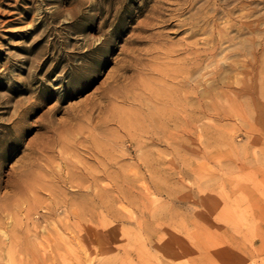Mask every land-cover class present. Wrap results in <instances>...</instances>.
<instances>
[{"label":"rangeland","instance_id":"obj_1","mask_svg":"<svg viewBox=\"0 0 264 264\" xmlns=\"http://www.w3.org/2000/svg\"><path fill=\"white\" fill-rule=\"evenodd\" d=\"M166 1L0 0V264H264V0Z\"/></svg>","mask_w":264,"mask_h":264},{"label":"bare ground","instance_id":"obj_2","mask_svg":"<svg viewBox=\"0 0 264 264\" xmlns=\"http://www.w3.org/2000/svg\"><path fill=\"white\" fill-rule=\"evenodd\" d=\"M163 1V0H162ZM185 1H188V0H185ZM166 2H169L168 0ZM171 2V1H170ZM176 2V1H175ZM184 2V0H183ZM119 3V2H118ZM173 3V1L171 2ZM170 3V4H171ZM179 3V2H178ZM185 3V2H184ZM183 3V4H184ZM187 3V2H186ZM185 3V4H186ZM174 4V3H173ZM182 4V3H181ZM180 4V7H182ZM93 5V4H92ZM168 5V4H167ZM172 5V4H171ZM176 5V4H175ZM178 5V4H177ZM187 5V4H186ZM192 6L194 4H191ZM162 6V5H161ZM120 7V6H119ZM122 7V6H121ZM164 8V7H163ZM167 7H165L166 9ZM178 8V7H177ZM192 8V7H191ZM118 9V8H117ZM161 9V8H160ZM172 9V8H171ZM186 9V8H184ZM170 10V9H169ZM178 10V9H177ZM183 10V9H182ZM187 10V9H186ZM156 11H159L158 8ZM161 11V10H160ZM168 11V10H167ZM173 11H174V8H173ZM185 11V10H184ZM217 11V10H216ZM240 11L242 12L241 15H240V23L239 24H232L230 23V21H226L225 25L221 28H218L217 31H215L217 33V37H212L211 39H209L207 42H205L206 45H208V47L203 44L205 47V50H204V53H200L199 50H194V47H192V45H187L183 51L189 55H193L195 54L196 57L198 58H201L203 56L207 57L208 55H212V56H216L218 54H226L227 52H229V54H231V57H235L236 53L231 51L230 53V47L235 45V40L237 37L235 36H232L229 34L228 30L232 29L233 27H236L237 28V33L238 35H241L243 34V32L247 31L251 34H259L261 31H260V27H261V21H262V18H261V15H258L257 14V11L255 10H247V6L246 5H242L240 6ZM56 12V11H55ZM163 12V11H162ZM175 12V11H174ZM231 13L232 11L231 10H222L220 12L217 11V15L218 14H222L225 18H230L231 17ZM61 14V13H60ZM163 14V13H162ZM161 14V15H162ZM168 14V13H167ZM166 14V15H167ZM206 14V13H205ZM204 14V15H205ZM59 15V14H58ZM160 15V14H159ZM203 15V16H204ZM210 15V14H209ZM60 16V15H59ZM164 16V15H163ZM58 17V16H57ZM162 17V16H160ZM179 17V16H178ZM215 15H211V16H208L206 15L204 17V19L199 22L198 24L196 23L195 25H193V30L192 32H194V35L196 32H199L201 29H196L197 27H202L204 26V24H210V23H213L215 22ZM106 18V17H105ZM108 18V17H107ZM155 18V17H154ZM157 18V17H156ZM155 18V19H156ZM159 18V17H158ZM157 18V19H158ZM172 18V17H171ZM160 20V19H159ZM158 20V21H159ZM169 20V18H168ZM167 21V20H166ZM162 22V21H161ZM193 22V24H194ZM189 23H192V22H189ZM205 27V26H204ZM190 28V27H189ZM189 30V29H188ZM199 30V31H198ZM206 30V28H205ZM190 37V36H189ZM41 40V39H40ZM35 42V41H34ZM263 41H259L257 40L256 38H252V39H249V40H242L241 41V51L242 50H249L248 53L246 54H243V57H246L248 58V60H244V61H239L237 59H233L231 61H228V58L227 56L225 55V57H223V59L221 61L222 64L220 66V69L215 71L214 72V76L213 78L215 79L214 81L217 82L218 84L220 83H226L228 80H231V79H235V82L238 84V85H242L243 88L242 90L245 91V90H249V91H254V87H256V84H257V79L260 78V72L258 71L261 67V48H262V45H263ZM50 45V44H49ZM182 45V44H181ZM196 45V44H195ZM194 45V46H195ZM180 49V48H179ZM175 50V49H174ZM239 51V50H238ZM173 52V51H172ZM234 53V54H232ZM239 54L242 55V53L238 52ZM180 54V53H179ZM228 54V53H227ZM237 56V55H236ZM185 58V57H184ZM197 59L194 60V58H189V64H195V61ZM44 62V61H43ZM186 62V63H188ZM185 65V63H184ZM187 66V65H185ZM54 67V66H53ZM188 68V67H187ZM199 69V68H198ZM198 69L196 71H198ZM202 69V67H201ZM200 69V70H201ZM49 70V69H48ZM51 70V69H50ZM195 72V71H194ZM200 72V71H199ZM189 73V72H188ZM240 73H244L246 76L245 78H238V75ZM195 74V73H193ZM190 75V74H189ZM196 75V74H195ZM194 75V76H195ZM193 76V75H192ZM192 78V77H191ZM188 80V79H186ZM192 80V79H191ZM256 81L254 84H250V82L252 81ZM226 81V82H225ZM208 82V81H207ZM187 83V82H186ZM229 83V82H227ZM187 88V86H186ZM190 89V87H189ZM186 91V90H185ZM186 95V94H185ZM188 95V94H187ZM210 99L209 102H206V103H214L216 102L214 98L212 97H208ZM236 101V100H235ZM237 101H244L246 103H250L252 100H245V99H237ZM245 104V103H244ZM174 121L176 120V118L174 117L173 119ZM175 123V122H174ZM175 127V126H174ZM4 226V223L3 221L1 220L0 218V228H2ZM166 242V241H165ZM153 244V243H152Z\"/></svg>","mask_w":264,"mask_h":264}]
</instances>
